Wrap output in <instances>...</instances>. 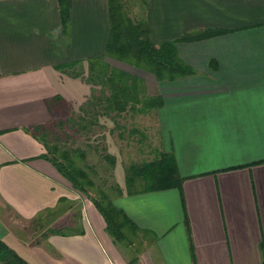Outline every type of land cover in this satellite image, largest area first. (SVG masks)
Instances as JSON below:
<instances>
[{"label":"crops","instance_id":"1","mask_svg":"<svg viewBox=\"0 0 264 264\" xmlns=\"http://www.w3.org/2000/svg\"><path fill=\"white\" fill-rule=\"evenodd\" d=\"M146 16L156 43L227 31L179 42L196 73L175 80L118 65L163 96L152 118L184 177L180 187L129 193L116 168L124 192L114 202L144 234L145 248L134 252L114 242L94 202L41 156L46 147L32 131L86 100L84 79L56 64L87 66L106 52L109 0H72L67 28L58 0H0V238L31 264H262L264 0H149ZM78 201L83 233H25L58 205L52 227H73Z\"/></svg>","mask_w":264,"mask_h":264},{"label":"trees","instance_id":"2","mask_svg":"<svg viewBox=\"0 0 264 264\" xmlns=\"http://www.w3.org/2000/svg\"><path fill=\"white\" fill-rule=\"evenodd\" d=\"M109 0L110 33L107 41L106 52L100 55L88 57L87 81L100 90L94 89L90 97L79 105L83 115L79 120H72V128L77 130L85 127L88 122H95L102 115H108L113 119L114 127L121 125V120L126 115L135 119L137 115L150 113L162 106L165 101L161 94L149 92L145 78L125 68L114 64L111 59L130 64L131 66L153 73L159 80H175L196 73V69L187 63L180 55L178 43L186 40H197L227 31V29L206 28L196 31H188L182 35L156 43L151 37V28L147 20L146 12L149 4L144 6V0ZM60 15L64 28L70 22L72 0H58ZM83 60H68L56 64L63 72L73 76L83 77ZM79 66V68H78ZM72 104H67L63 113L49 123L55 126L56 121H61L64 114ZM89 120L82 123L81 120ZM69 121V120H68ZM71 121V120H70ZM49 123H42L33 127V134L43 142L46 151L42 157L50 160L57 169L72 183L74 188L81 191L91 199L106 220V229L114 242L120 245H128L131 242V234L137 235L141 230L136 222L114 202L115 196L124 192L123 187L116 181L113 187L105 189L96 187V181L89 170L80 164L78 157L84 155L79 148H71L62 145L60 136L55 135L48 128ZM78 126V127H76ZM103 156L114 167L117 157L109 152ZM126 172V190L133 193L140 190H158L182 185L184 177L181 175L175 154L172 151L162 149L153 159L142 164L128 165ZM138 179L143 186L135 188ZM115 189L112 196L110 191ZM95 191V192H94ZM98 194L95 195V194ZM66 197L60 198V203ZM61 206L47 209V213H59ZM44 213L41 212L38 217ZM81 212L76 213L79 218ZM77 222V220H76ZM53 233H83L84 227L78 229L72 226L60 228L51 227ZM48 232L44 233L47 234ZM264 264V245H263ZM0 264H31L21 256L13 247L0 238Z\"/></svg>","mask_w":264,"mask_h":264},{"label":"rangeland","instance_id":"3","mask_svg":"<svg viewBox=\"0 0 264 264\" xmlns=\"http://www.w3.org/2000/svg\"><path fill=\"white\" fill-rule=\"evenodd\" d=\"M142 3L141 0H139ZM148 0H144V6H147ZM111 61L116 65H121L133 69L134 71L141 72V69L131 66L125 62H121L115 59ZM79 68V66H78ZM83 79L86 83V89L88 94L86 99L90 97L94 89L100 90V86L94 87L92 82L87 81L88 70L84 64L82 66ZM83 115L80 112L79 106L72 104L64 114L61 121H56L55 126L53 122L48 124V128L60 136V142L62 145L69 146L71 148H79L84 152V155L79 156L78 160L81 165L85 166L96 181V187H104L109 189L116 183L115 171L116 168L119 171L125 170L128 165L133 163L142 164L145 161L153 159L162 149L161 135L159 129L155 123L153 113L137 115L135 119L130 118L129 115L125 116V119L121 120V125L117 128L114 125L113 119L108 115H102L95 122V117L92 119V123L88 122L85 127L78 128L77 130L72 128V120L76 121ZM151 115V117H149ZM69 120V121H68ZM71 120V121H70ZM89 119L81 120L85 124ZM74 127V125H73ZM78 127V126H76ZM105 152H109L117 157L116 166L114 167L103 156ZM143 186L142 180L138 179L135 183V188ZM124 187L126 185L124 184ZM113 188L110 191L113 196L116 192ZM95 192V191H94ZM95 195L98 196L96 193ZM84 199L86 195L83 196ZM88 198V197H87ZM69 201L64 204L67 205ZM81 208V202H75L73 210L79 212ZM58 214L44 213L41 217H37L27 228L26 234H30L31 237H39L46 232H49L54 220ZM77 223L73 228L78 229L81 227L80 219L75 218ZM75 220V221H76ZM131 242L126 248L131 251L140 250L143 247L145 241L142 239L144 234L133 235L131 234Z\"/></svg>","mask_w":264,"mask_h":264},{"label":"built area","instance_id":"4","mask_svg":"<svg viewBox=\"0 0 264 264\" xmlns=\"http://www.w3.org/2000/svg\"><path fill=\"white\" fill-rule=\"evenodd\" d=\"M109 264H120V263H118L116 261H111Z\"/></svg>","mask_w":264,"mask_h":264}]
</instances>
